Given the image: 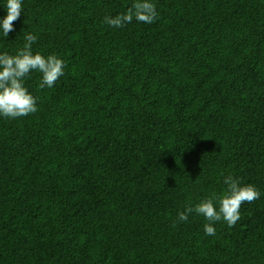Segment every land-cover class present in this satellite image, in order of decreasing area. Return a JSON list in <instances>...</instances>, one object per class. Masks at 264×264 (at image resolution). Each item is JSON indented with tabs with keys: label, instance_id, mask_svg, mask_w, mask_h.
<instances>
[{
	"label": "trees",
	"instance_id": "obj_1",
	"mask_svg": "<svg viewBox=\"0 0 264 264\" xmlns=\"http://www.w3.org/2000/svg\"><path fill=\"white\" fill-rule=\"evenodd\" d=\"M131 2L24 0L0 40L32 32L67 65L51 89L26 80L37 112L0 118V264H264V0L103 23ZM228 173L261 191L234 227L177 223Z\"/></svg>",
	"mask_w": 264,
	"mask_h": 264
},
{
	"label": "clouds",
	"instance_id": "obj_2",
	"mask_svg": "<svg viewBox=\"0 0 264 264\" xmlns=\"http://www.w3.org/2000/svg\"><path fill=\"white\" fill-rule=\"evenodd\" d=\"M24 0H0V8L6 14L0 17V40H6L15 31L14 22L23 12ZM155 0H132L125 12L106 15L103 23L113 29L124 28L133 21L152 24L158 18ZM38 35L26 32L23 44L14 53L0 50V118L18 119L38 111L39 97L32 94L26 80L39 74L40 89H51L65 75V61L55 54L44 55L34 51ZM224 190L221 194L187 204L177 213V223H186L193 213L202 217L205 236H215L218 222L229 228L241 219V206L252 203L261 196V191L252 183H244L232 173L223 176ZM175 226V225H174Z\"/></svg>",
	"mask_w": 264,
	"mask_h": 264
}]
</instances>
